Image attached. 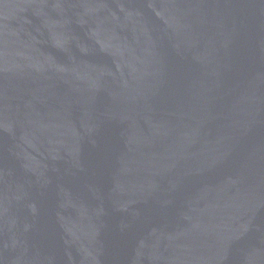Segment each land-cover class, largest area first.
I'll use <instances>...</instances> for the list:
<instances>
[{
	"label": "water",
	"instance_id": "95a60500",
	"mask_svg": "<svg viewBox=\"0 0 264 264\" xmlns=\"http://www.w3.org/2000/svg\"><path fill=\"white\" fill-rule=\"evenodd\" d=\"M0 264H264V0H0Z\"/></svg>",
	"mask_w": 264,
	"mask_h": 264
}]
</instances>
